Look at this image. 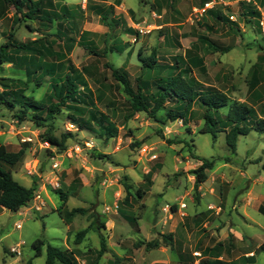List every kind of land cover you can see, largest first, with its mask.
<instances>
[{
  "label": "rangeland",
  "instance_id": "1",
  "mask_svg": "<svg viewBox=\"0 0 264 264\" xmlns=\"http://www.w3.org/2000/svg\"><path fill=\"white\" fill-rule=\"evenodd\" d=\"M46 2L48 17L31 20L0 0V46L13 33L17 44L37 41L43 51L5 52L0 64V94L17 104L0 105V145L25 149L12 175L27 188L37 186L39 196L17 213L0 207V264H46L48 244L68 251L76 264H246L242 256L253 253L254 264H264V131L256 126L264 119V0ZM113 69L146 95L187 71L197 90L223 92L229 106L252 108L253 129L232 153L229 107L216 113L215 138L205 133L198 104L187 121H170L165 109L156 118L134 113ZM68 77L79 87L78 110L62 106L42 125L32 109L19 119L31 98L42 104L45 119ZM93 113L105 116L116 133L108 136L88 121ZM16 121L21 134L9 132ZM49 134L64 146H46ZM200 159L213 167L196 187ZM77 208L90 211L66 221L65 212ZM95 217L105 228L92 226ZM161 234H171L173 245ZM102 236L107 252L98 257ZM155 239L160 246L148 250ZM34 243L44 244L42 256L36 257Z\"/></svg>",
  "mask_w": 264,
  "mask_h": 264
},
{
  "label": "trees",
  "instance_id": "2",
  "mask_svg": "<svg viewBox=\"0 0 264 264\" xmlns=\"http://www.w3.org/2000/svg\"><path fill=\"white\" fill-rule=\"evenodd\" d=\"M5 5L13 7L20 15L24 18L31 20H45L47 16L48 3L46 0H2ZM50 7V6H49ZM106 19V18H105ZM31 44H17L15 42V36L13 33L9 35L8 41L0 46V64L4 63L2 58L3 53L11 52L12 55H17L20 52L28 51L29 53L36 52L39 55H43V51L37 47V41H33ZM231 49H228L225 52H229ZM156 51L152 53V56L149 58V61L155 62ZM145 63L147 66H152L151 62L148 60ZM113 75L115 78L123 83L125 86L126 92L130 95V107L133 112H147L152 118L157 117V113L161 110L165 111L166 117L170 121H176L182 119L187 121L189 114L191 113L190 109L193 104H198L204 111L203 119L205 120V133L212 134L215 138L217 136V126L219 121L216 118V113L222 108L229 107L226 119L230 125V129L226 133V143L229 150L232 153L237 151V143L240 136H246L252 131V126H250V117L255 115L254 110L244 104H233L229 106L228 97L225 93L208 90L203 92L202 90H197L195 84L186 79L187 71H180L179 73L170 77L167 82H162L158 85L157 91L152 95H146L143 92V88L138 86L137 92H135L131 86L128 78L119 73L118 70L113 69ZM2 80V79H1ZM0 80V81H1ZM4 81V80H2ZM2 87L7 90L9 85L6 83L2 84ZM79 94V87L73 82L71 77L67 78L65 86L62 88L58 96L56 103H52L47 108V116L45 119H42L39 113H42L44 107L42 104L35 102L32 98L27 99L24 103L23 110L19 112L20 120H25L29 110L35 111L37 116H34L35 122L38 125H42L43 122H46L48 119H53L56 113L60 112L62 106H68L70 109L78 110L79 107L83 104ZM7 94H0V105L6 107L15 108L17 105L14 100H10L6 97ZM75 103V104H74ZM173 103V106L167 108L166 106ZM74 105V106H71ZM73 107V108H72ZM96 124L99 125L101 130L108 136H113L116 133V128L107 120L105 116H97V113H93L90 118ZM258 131H264V119L256 122ZM112 129V130H111ZM47 142H49L54 147H63V142L56 136L49 134L47 136ZM25 154V149H21L18 152H10L8 147L5 145H0V207L7 209L11 212L17 213L22 208L28 207L31 205L37 186L27 188L20 184L13 178L11 168L14 167L17 163L21 161ZM202 161V166L199 169L195 170L193 173L196 176V187L200 183L205 182L206 173L205 170L211 169L213 163L205 159H200ZM127 188V187H126ZM127 190H129L127 188ZM138 195L142 197L143 192L138 191ZM89 209L77 208L71 211H66L65 220L71 221L72 217L77 213L86 215L89 213ZM261 213L264 214V209L261 208ZM98 218L95 217L92 226L99 230L100 228H105V224H98ZM131 224H136L137 221L134 217L127 218ZM88 229L82 230L76 235V243L80 244L84 237L87 235ZM164 238V241L168 242L170 245H173V239L171 234L164 235L161 234ZM139 245V244H138ZM143 245V242L140 243ZM42 243L41 246H38L37 243H34L33 247L36 250V257L43 255ZM160 246L159 239H155L146 244V248L155 249ZM264 249V246L262 247ZM264 251V250H262ZM107 252L106 239L101 237V249L99 250L98 257H102L103 254ZM247 263H255V255L252 257L246 258ZM27 264H33L32 260L28 261ZM46 264H76L75 259L72 254L68 251L63 250L59 247L48 244L46 250Z\"/></svg>",
  "mask_w": 264,
  "mask_h": 264
},
{
  "label": "built area",
  "instance_id": "3",
  "mask_svg": "<svg viewBox=\"0 0 264 264\" xmlns=\"http://www.w3.org/2000/svg\"><path fill=\"white\" fill-rule=\"evenodd\" d=\"M2 118L3 117H0V139H1V136L4 134V129L2 127V123H3V119ZM20 128L21 127H20V124H19L18 121L13 122L12 125L9 126V132L10 133H13V134L14 133H20L21 134L24 129H20ZM30 140H31L30 138H23L22 139L23 142H27V141H30ZM44 144L46 146H49V142H47V141ZM36 198L38 199L39 196L35 193L34 199H36ZM34 199H33L32 202H34ZM181 208L182 209H185L186 208V205L185 204H182L181 205ZM18 227L21 228V225L19 224Z\"/></svg>",
  "mask_w": 264,
  "mask_h": 264
},
{
  "label": "crops",
  "instance_id": "4",
  "mask_svg": "<svg viewBox=\"0 0 264 264\" xmlns=\"http://www.w3.org/2000/svg\"><path fill=\"white\" fill-rule=\"evenodd\" d=\"M254 255H255V253H253L252 255H249V256H248V255H246V256H242V257H243V258H242L243 262L247 264L246 258H247V257H252V256H254ZM255 261H256V258H255ZM253 264H254V263H253Z\"/></svg>",
  "mask_w": 264,
  "mask_h": 264
}]
</instances>
